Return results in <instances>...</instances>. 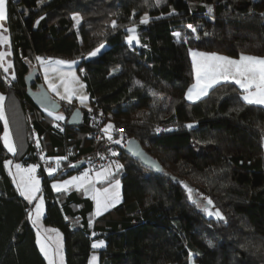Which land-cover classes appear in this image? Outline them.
Instances as JSON below:
<instances>
[{
    "label": "trees",
    "instance_id": "1",
    "mask_svg": "<svg viewBox=\"0 0 264 264\" xmlns=\"http://www.w3.org/2000/svg\"><path fill=\"white\" fill-rule=\"evenodd\" d=\"M145 15L149 23L141 24ZM7 17L16 79L0 67V94L16 153L5 147L0 119V264H47L30 203L5 171L9 159L38 165L44 222L63 233L66 264H89L97 241L105 242L100 264H264V107L247 104L233 82L198 101L186 98L194 83L190 50L264 58V0H7ZM133 26L140 44L130 46ZM37 57L77 61L91 111L60 102L65 119L56 121L37 107L25 83L39 69ZM75 110L80 125L69 123ZM89 112L106 116L103 128H123L165 172L155 175L120 151L122 202L98 217L83 191L52 188L100 151ZM57 158L49 175L46 165Z\"/></svg>",
    "mask_w": 264,
    "mask_h": 264
},
{
    "label": "snow or ice",
    "instance_id": "2",
    "mask_svg": "<svg viewBox=\"0 0 264 264\" xmlns=\"http://www.w3.org/2000/svg\"><path fill=\"white\" fill-rule=\"evenodd\" d=\"M39 2L42 4L44 3V0H39ZM162 0H155V4L158 6ZM7 0H0V21L6 20L7 17ZM208 11L211 13L213 9L211 7H208ZM174 13V10H173ZM169 13V15L173 14ZM41 20L44 19V17H40ZM73 19L76 22V25L79 26L82 17L80 16H74ZM149 17L147 15L143 16L140 19L141 24H148L149 23ZM39 23V21H37ZM111 27L113 29H116L118 27L116 21L111 22ZM188 27L192 30V32H196L197 29L193 27L191 24L188 25ZM0 28H2V25H0ZM130 35L127 36V43L129 45H132L133 42L136 44H140V38L136 32V27H129L126 29ZM174 35L179 39L181 37V34L179 32H175ZM199 37H197L198 39ZM9 39L2 34H0V43H8ZM143 47H146V45H142ZM104 47L103 44H101L98 48H96L94 51H92L89 55L90 56H97L101 49ZM191 56L193 59V67L195 71V83L188 89L186 93V98L190 101H195L200 99L202 96H205L208 94V90L212 88L214 85L219 84L221 80L228 81L232 80L235 82V84L239 85L240 88L244 91L243 100L250 105H264V58L255 57V56H248L241 54L239 60L231 59L227 56H220L216 53H202L197 51H192ZM5 53H0V67H3V71L5 73H8L9 69L12 68V64L9 62L7 66H4V57ZM37 60L40 61L42 65L45 66V79L48 81V87L55 92L58 96H60V99L67 100L69 103H71L73 95L75 90H70L67 87V81L62 80V84L64 85V91L65 94L61 95L59 91L60 85H57L56 83H53L52 80L48 77V70L51 65H64V64H74L75 61L68 62L64 60H45L44 58L37 57ZM52 71H56V68H52ZM72 81L78 82L79 78L75 75V73H70ZM7 79V77H5ZM11 79L15 80V74L13 73L11 75ZM139 84V82H137ZM142 86V85H141ZM83 87V85H81ZM155 95V93H153ZM81 104H85L88 97L86 95H80L78 97ZM4 100L5 97L0 94V119H4L5 122V133H4V144L5 147H7L8 151L15 154L16 153V145L11 139V136L9 132L7 131V119L4 115ZM91 111V109H89ZM49 115H53L52 112L49 111ZM102 115V114H101ZM54 119L56 121H62L65 119L63 115L56 114L54 116ZM59 127V125H57ZM188 128H192L193 125L189 124L187 125ZM118 129H115V125L109 123L107 124L103 129V133L107 136V139L109 141L112 140L111 131ZM165 131H170V129H164ZM63 131V129H61ZM157 132L161 131L160 128L156 129ZM38 143V142H37ZM115 143H120V140H116ZM113 155H116V153H113ZM59 159L57 158V164H59ZM6 165H11L12 161H6ZM17 172H23L24 174L21 175L20 181L17 183V188L20 190V195L23 196L27 201L32 202L38 199V203L35 205V218H33L32 214L29 215V219L32 221L33 225L37 223V221L40 219V216L43 213L44 210V199L42 196L38 197L37 193L41 191L40 189V181L37 179L34 175L38 165H32L28 169H22L21 165L17 164L16 166ZM124 166L122 164L117 163L115 165V168L117 170L122 169ZM55 169H48L49 175H52ZM113 173L109 169H104L103 171L97 172L95 181H107L110 176H112ZM87 176V173H85L84 177H73L71 180L63 181L62 183H54L52 185V188L56 191H61L62 189L66 190V186L72 185L74 183L79 182V186H83V182L85 177ZM13 179L15 181V176H13ZM187 187V185H185ZM121 184L119 180H115L113 184H111V189L105 188L102 191L100 189H95L93 186V195L92 199L96 202V215H101L103 212L108 211L110 208L115 207L117 204H119L122 200L121 193H120ZM88 191V189H85ZM189 192V199L192 198V189H188ZM195 203V201H193ZM211 199L207 200L208 205H212ZM214 207V205H213ZM209 216H215L218 219L224 220L222 213L216 209L215 211H210L207 208L204 209ZM91 223V222H90ZM57 231V230H52ZM39 235V233H38ZM95 235V233H93ZM47 239H52L51 237H48ZM57 239L59 240V234H57ZM40 243V250L44 253L45 257L48 259L49 264H54L53 258H52V250L50 246L46 245L45 243H41V241L38 239L37 241ZM93 248H101L105 247L104 241H99L98 243H94L92 245ZM60 249H62V244H58V247L56 251L60 253ZM60 259L63 260L62 253H60ZM97 257L94 255L92 257V264H96Z\"/></svg>",
    "mask_w": 264,
    "mask_h": 264
},
{
    "label": "rangeland",
    "instance_id": "3",
    "mask_svg": "<svg viewBox=\"0 0 264 264\" xmlns=\"http://www.w3.org/2000/svg\"><path fill=\"white\" fill-rule=\"evenodd\" d=\"M6 8H7V5H6ZM74 16H79V15L76 14ZM6 21H7V19L6 20H3V21H0V25H2V28H0V34H2L3 36H5V37H7L9 39V35H8V32H7V28H6ZM74 22H75V20H74ZM75 25H76V22H75ZM9 44H10V39H9V42L8 43H0V53H5L6 54L5 57H4V66H7V64L10 61V59H9L10 45ZM134 45H138V44H136L135 42H133V44L130 45V46H134ZM104 48L105 47H103L101 49V51H103ZM197 52H199V51H197ZM191 58H192V56H191ZM229 58H231V57H229ZM231 59H233V58H231ZM45 60H53V61H55V60H64V61H68V62L74 61V60H66V59H60V58H46ZM38 65H39V73H40L41 78H42V84L45 86V88L48 90V92L51 94V96L54 99H56L59 102H63V103H67V104H72L73 106H78V108H83V109H87V110L90 109L89 96H88V93H87V90H86V86H85L84 82L81 79V76L79 74V71L77 70V65H78V62L77 61H75L74 64H64V65H59V66L51 65L50 68H49V70H48V77H49V79L52 80L53 83H56L57 85H60L59 91H60L61 95H64L65 94L64 85L61 83L62 80L63 81H67V87L70 90H75L71 103H69L67 100L60 99V96H58L55 92H53L48 87V81H46V79H45V66L42 65L40 63V61L38 62ZM32 68L34 69L35 67H32ZM52 68H56L57 70L56 71H52L51 70ZM73 72L79 78L78 82L72 81L71 76L69 74L70 73H73ZM13 73H14V70H13V72L11 71V73H10V70H9L8 73H6V74L9 75V74H13ZM81 85H83V87H81ZM244 94L245 93L243 91V95ZM80 95H86L88 97V99L85 102V104H81L80 103V100L78 99V97ZM188 101H190V100H188ZM191 102H193V101H191ZM260 106H263L264 107V105H260ZM46 114L49 115V112L46 111ZM55 115L56 114H53L51 116L54 118ZM60 115H62V114H60ZM3 121H4V119H3ZM4 124H5V122H4ZM7 131L9 132V134L11 136L10 130L8 128V125H7ZM3 137H4V135H3ZM11 139H12V136H11ZM9 160L12 161V164L11 165H6L4 163L5 171L10 176L13 184L17 187V183L20 181L21 175H23L24 173L23 172H19L18 173L15 166L17 164H19V165H21V168L22 169H28V168H30L34 164H31L29 166H25L22 163L13 161L12 159H9ZM9 160H6V161H9ZM119 164H121V163H119ZM57 167H58V164H53V163H49V164L46 165L47 171L50 168L55 169V171H56V169H58ZM104 169L111 170V172L113 173V175L110 176L107 181H103V180L102 181H95L96 173L97 172H100V171H103ZM119 170H121V169H119ZM119 170H117L115 168V166L114 167H109L108 166L107 168L95 169V168L91 167L90 165H88L84 170H82L81 172H79V173H77L75 175H72V176H70V177H68V178H66L64 180H60V181L53 182V183H62L63 181L71 180L73 177H84L85 173H87V176L84 179V182H83V186L82 187L79 186V182H77V183H74L72 185L66 186V190L65 189H62L61 191L58 192V191H56L54 189V191L57 192V193H60V192H69V191H73V190H80V191H83L86 194V193H90L91 188L93 186L95 187V189H100L101 191L103 189H105V188L111 189V184H113L115 182V180H119L120 181V179L118 177H116V174H118V171ZM34 175L40 181V189H41V191L39 193H37V196L38 197H40V196L43 197L42 180H41L40 176L38 175V167H37ZM13 176H15V181L13 179ZM120 184H121L120 193H121V197H122V183H121V181H120ZM85 189H88V191H86ZM91 195H93V194H91ZM90 198L92 199V197H90ZM43 199H44V197H43ZM93 201H95V200H93ZM121 202H122V200H121ZM29 203H30L29 215L32 214L33 218H35V205L38 203V199L35 200V201H32V202H29ZM105 212H103V213H105ZM44 215H45V202H44V210H43L42 215L40 216V219L37 221V223L35 225H33L34 226V229L36 231L37 241L39 239L41 241V243H45L46 245L50 246V248L52 250V258H53L54 264H66L65 253H64V237H63V233L58 228H56V227L47 226L45 224V222H44ZM94 215H95V217L96 216H100V215H96V206H95V210H94ZM52 230H57V231H52ZM38 233H39V235H38ZM57 234H59V240L57 239ZM48 237H51L52 239L49 240V239H47ZM98 242L99 241L94 242V243H98ZM58 244H62V249H60V253H62V256H63V260L62 261L60 259V253H58L56 251V249L58 247ZM37 245H38V247L40 249V243L37 242ZM102 248H104V247H101V248H93L94 251L91 253V256L89 258V264H92V257L94 255L97 257L96 264H100V254L98 253V250H100ZM41 253L44 256L47 264H49V261L45 257L44 253L43 252H41ZM191 263L193 264V262H191Z\"/></svg>",
    "mask_w": 264,
    "mask_h": 264
},
{
    "label": "water",
    "instance_id": "4",
    "mask_svg": "<svg viewBox=\"0 0 264 264\" xmlns=\"http://www.w3.org/2000/svg\"><path fill=\"white\" fill-rule=\"evenodd\" d=\"M38 72L39 69L35 67L25 77L29 97L33 100L37 107L48 112L50 111L53 114L60 113L63 109V104L54 99L45 86L37 81ZM34 86H36V88H34ZM69 123L72 125H80L82 123V112L80 110H75L69 118ZM124 151L130 158L139 162L146 170L154 173L155 175H165L162 165L155 158L149 155L137 140L130 139ZM81 166L82 163H77L74 168L79 170Z\"/></svg>",
    "mask_w": 264,
    "mask_h": 264
},
{
    "label": "built area",
    "instance_id": "5",
    "mask_svg": "<svg viewBox=\"0 0 264 264\" xmlns=\"http://www.w3.org/2000/svg\"><path fill=\"white\" fill-rule=\"evenodd\" d=\"M103 116L102 112L88 113L89 123L95 127V130L91 134V139L102 144L101 152L91 162V165L96 168H107L113 162L117 163L118 161H116L113 153L124 150L129 142V138L123 128H119L116 137L109 141L102 131L104 122L106 121ZM116 140H120V143H115Z\"/></svg>",
    "mask_w": 264,
    "mask_h": 264
},
{
    "label": "crops",
    "instance_id": "6",
    "mask_svg": "<svg viewBox=\"0 0 264 264\" xmlns=\"http://www.w3.org/2000/svg\"><path fill=\"white\" fill-rule=\"evenodd\" d=\"M10 39V38H9ZM10 45V44H9ZM10 52V51H9ZM199 52H202V51H199ZM202 53H209V52H202ZM217 54V53H216ZM218 55H220V56H224V55H221V54H218ZM10 56H11V52H10V54H9V59H10ZM239 58L240 57H238V58H233V59H235V60H239ZM193 61V60H192ZM11 64H12V68H10L9 70H10V73H11V71L13 72V70H14V68H13V63H12V61L10 60L9 61ZM194 68V67H193ZM11 75L12 74H9L8 75V77L11 79ZM223 82H233V83H235L234 81H232V80H228V81H223V80H221V82L220 83H223ZM194 83H195V71H194ZM193 83V84H194ZM219 83V84H220ZM218 85V84H217ZM216 85H214V87H215ZM239 86V85H238ZM213 88V87H212ZM211 88V89H212ZM239 88H240V86H239ZM211 89H209L208 90V93H209V91L211 90ZM241 89V88H240ZM243 92V91H242ZM206 96V95H205ZM204 96H202L201 98H203ZM199 100V99H198ZM198 100H195V101H198ZM194 102V101H193ZM115 166V164H112V165H109V167H114ZM54 184V183H53ZM95 188V187H94ZM92 189H93V187L91 188V191H90V193H86L87 194V196H89V197H92V195L91 194H93V191H92ZM95 206H96V203H95V201H94V210H95ZM112 209V208H111ZM110 210V209H109ZM108 210V211H109ZM107 212V211H106ZM96 217H98V216H96Z\"/></svg>",
    "mask_w": 264,
    "mask_h": 264
},
{
    "label": "bare ground",
    "instance_id": "7",
    "mask_svg": "<svg viewBox=\"0 0 264 264\" xmlns=\"http://www.w3.org/2000/svg\"><path fill=\"white\" fill-rule=\"evenodd\" d=\"M46 111V110H45ZM104 117V120H106V116L104 115L103 116ZM91 137V136H90ZM93 140V139H92ZM93 141H95V140H93ZM130 141V140H129ZM95 142H98V141H95ZM100 143V142H99ZM129 143V142H128ZM101 150H102V144H101V148H100V151H99V153L101 152ZM98 153V154H99ZM119 154H120V151H118V152H116V155H115V159H116V161H118L119 162ZM83 164V163H82ZM91 167H93L92 165H91V163L89 164ZM75 167V166H74ZM81 168V167H80ZM93 168H95V169H101V168H96V167H93Z\"/></svg>",
    "mask_w": 264,
    "mask_h": 264
}]
</instances>
